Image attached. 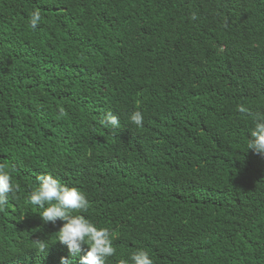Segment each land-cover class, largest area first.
<instances>
[{"label":"trees","instance_id":"obj_1","mask_svg":"<svg viewBox=\"0 0 264 264\" xmlns=\"http://www.w3.org/2000/svg\"><path fill=\"white\" fill-rule=\"evenodd\" d=\"M109 111L118 128L101 125ZM257 116L264 0H0V164L18 186L0 264H20L12 247L60 264L63 222L28 201L42 174L86 194L82 214L112 232L106 264L139 248L154 264H264Z\"/></svg>","mask_w":264,"mask_h":264},{"label":"clouds","instance_id":"obj_2","mask_svg":"<svg viewBox=\"0 0 264 264\" xmlns=\"http://www.w3.org/2000/svg\"><path fill=\"white\" fill-rule=\"evenodd\" d=\"M39 9H33L30 13V27L35 29L41 21ZM195 19V17H193ZM238 111L245 113L248 109L238 105ZM130 122L136 127L143 126L144 115L142 111H133L129 117ZM104 127L118 128L119 118L111 111L107 112L100 121ZM248 151L264 157V116H257L254 126L249 133L247 144ZM37 186L28 196L31 205L41 210L39 215L43 223L56 224L62 221V226L56 232L57 252L65 251L60 258V264H75L79 257V264H106L107 259L115 254L112 232L108 228L98 227L82 213L87 212L90 201L86 194L76 187L62 183L51 174H42L36 177ZM18 186L12 182V177L5 166L0 164V211L9 203V196L15 197ZM1 219H11L0 212ZM38 251L47 253L50 245L44 241H38ZM10 253L17 254L23 261V257L13 247ZM44 255V256H45ZM119 264H154L150 253L143 248L133 251L128 259H121Z\"/></svg>","mask_w":264,"mask_h":264}]
</instances>
